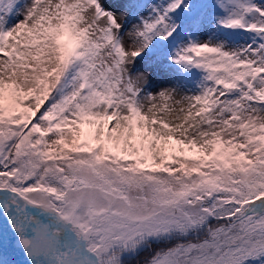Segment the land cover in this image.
<instances>
[{
    "label": "snow or ice",
    "instance_id": "obj_1",
    "mask_svg": "<svg viewBox=\"0 0 264 264\" xmlns=\"http://www.w3.org/2000/svg\"><path fill=\"white\" fill-rule=\"evenodd\" d=\"M0 264H264V0H0Z\"/></svg>",
    "mask_w": 264,
    "mask_h": 264
}]
</instances>
